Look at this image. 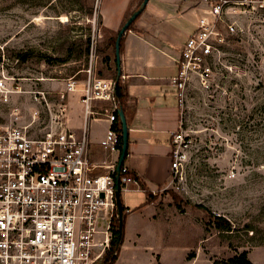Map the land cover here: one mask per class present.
<instances>
[{"label":"rangeland","instance_id":"374dc122","mask_svg":"<svg viewBox=\"0 0 264 264\" xmlns=\"http://www.w3.org/2000/svg\"><path fill=\"white\" fill-rule=\"evenodd\" d=\"M90 2L0 0V76L5 73L9 84L22 89L8 103L0 102V126L10 124L11 110L19 106L26 121L39 111L36 137L50 131L51 115L57 113L52 102L65 88L59 79L84 78L89 56H78L94 36L95 75L113 77L105 63L97 0ZM245 26L244 36L226 49L223 65L216 67L211 88L197 80L190 87L180 117L186 161L164 189L152 193L158 195L155 221L140 232L139 240L155 250L145 251L142 264H153L159 254L164 264H225L243 251L253 264H264V20L250 19ZM22 54L28 55L24 62ZM36 90L49 92L51 108L33 101L31 91ZM72 96L67 94L68 118L77 100ZM121 195L133 203L144 197L140 190ZM216 216L225 218L232 230L218 231ZM107 225L108 219H102L99 230ZM129 238L131 245L135 238ZM165 242L172 245L168 251L163 250ZM129 253L126 249L128 259Z\"/></svg>","mask_w":264,"mask_h":264},{"label":"built area","instance_id":"2783aa9c","mask_svg":"<svg viewBox=\"0 0 264 264\" xmlns=\"http://www.w3.org/2000/svg\"><path fill=\"white\" fill-rule=\"evenodd\" d=\"M200 4L197 28L186 39L176 59L177 73L171 78L181 115L194 80L210 89L226 49L246 33V22L264 20V0H200ZM96 43L94 36L82 86L76 76L63 80L65 88L52 102L57 113L51 115L50 131L36 137L33 125L39 111L32 121H26L19 106L12 108L10 124L0 126V264L101 263L111 248L112 219L119 217L117 186L120 194L143 190L140 178L125 162L117 171L121 150L120 134L114 127L120 108L116 80L94 75ZM9 78L5 73L0 76L2 103H8L11 94L22 92L20 85L8 83ZM74 92L80 93L84 111L80 134L68 127L66 99ZM31 93L35 103L51 108L49 92ZM96 101H109L113 106L97 110ZM97 115L110 123L100 144L118 155L114 164L95 165L89 159L90 121ZM171 142V173L177 175L186 161L187 147L181 119ZM100 168L108 172L101 174ZM104 218L108 225L100 231L99 222ZM99 233L102 239L97 238Z\"/></svg>","mask_w":264,"mask_h":264},{"label":"crops","instance_id":"0c3cea01","mask_svg":"<svg viewBox=\"0 0 264 264\" xmlns=\"http://www.w3.org/2000/svg\"><path fill=\"white\" fill-rule=\"evenodd\" d=\"M141 2L142 0L100 1L98 12L99 27L103 34L101 41L106 42V55L111 58L108 69L113 75L109 80L117 77L115 47L111 41L118 36L124 23ZM201 14L200 0H149L133 29L124 34L120 82L127 94L123 104L129 134L125 164L140 178L144 187L140 191L144 193V197L137 203L132 200L124 202L122 199L125 207V237L116 264H142L144 255L147 254L145 251L155 250L139 240L140 232L146 231L148 225L153 226L155 221L158 195L155 200L149 201L147 193H157L170 181L172 135L179 129L181 117L171 78L178 70L176 59L180 56L186 39L196 30ZM83 71L86 73V69ZM86 78L87 73L84 78L76 77L79 87ZM71 94L77 100L75 109L67 118L68 127L80 134L84 124V119L80 120L83 106L79 104L80 93L69 95ZM95 106L97 110H103L112 108L113 104L109 101H96ZM109 127L110 123L103 115H97L90 121L89 159L95 165H110L118 160L116 153H110L100 144ZM98 172L103 174L108 169L100 168ZM129 232L131 239L135 238V233L138 236L131 245ZM171 247L167 242L163 244V250L168 251ZM126 249L130 250L129 259L124 255ZM159 256L153 264H164L161 254ZM153 257H150L151 261Z\"/></svg>","mask_w":264,"mask_h":264},{"label":"trees","instance_id":"16d2710c","mask_svg":"<svg viewBox=\"0 0 264 264\" xmlns=\"http://www.w3.org/2000/svg\"><path fill=\"white\" fill-rule=\"evenodd\" d=\"M85 1H87L88 5L91 4L90 0H85ZM89 14L92 15V10L89 12ZM135 22L130 26L129 30L133 29ZM123 38H124V35L122 36V39H121V49H122ZM116 39H117V36L114 37L111 41L112 45L114 47H115ZM89 53H90V39H88V45H87L86 51L84 53H81L78 57H82L84 55L88 57ZM27 56H28L27 54H22L20 58L24 62L27 60ZM66 60H67V58H64V59H61L60 61L64 63V62H66ZM110 60H111L110 56L106 55L105 56V63L107 64V66H109ZM115 73H116V71H115ZM115 95H116L117 101L119 102V106H121V108L123 109V104H124L125 98L127 97V94L125 92L124 86L120 82V79L118 82H116ZM123 111H124V109H123ZM114 127L118 130V132L120 134L118 147L120 150H122V144H123L122 124L120 121L119 114H118V119L114 123ZM127 156H128V153H127ZM142 188L144 190L143 186H142ZM147 196H148L149 201H153L156 198L155 195H153L151 192H148ZM121 200H122V195H121ZM122 203H123V200H122ZM123 209L125 211L124 205H123ZM213 224L218 231L228 232V231L232 230V225L222 216L214 217ZM111 227L113 230V238L111 241V248L106 251L102 264H116V262L118 260L120 250H121V246L123 244L124 237H125V215L123 216L122 223H121V219L119 217L114 216V218L112 219V222H111ZM192 258H193L192 254H190L187 257L188 260H191ZM225 264H253V262L250 260V258L248 256V252L243 251L242 253L227 259L225 261Z\"/></svg>","mask_w":264,"mask_h":264},{"label":"water","instance_id":"95a60500","mask_svg":"<svg viewBox=\"0 0 264 264\" xmlns=\"http://www.w3.org/2000/svg\"><path fill=\"white\" fill-rule=\"evenodd\" d=\"M148 2H149V0H143L140 3L139 7L131 13V15L129 16V18L124 23V25L122 26L121 30L118 33L116 43H115V56H116V63H117L116 82H118L120 77H121V39H122V36L129 30L130 26L143 13ZM118 113H119L120 121L122 124V139H123L121 155H120L118 165H117V171L119 172L122 165L125 162L126 157H127L128 144H129V134H128L127 119H126L125 113L121 107L119 108ZM116 199H117L118 215H119V218L121 219V223H122L123 216H124V209H123V203L121 200V194L119 191V186H117Z\"/></svg>","mask_w":264,"mask_h":264}]
</instances>
